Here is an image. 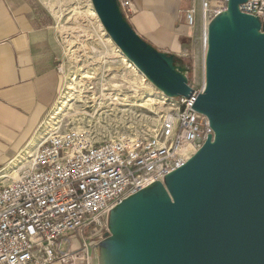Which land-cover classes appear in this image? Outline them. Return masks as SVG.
<instances>
[{
    "label": "water",
    "instance_id": "water-1",
    "mask_svg": "<svg viewBox=\"0 0 264 264\" xmlns=\"http://www.w3.org/2000/svg\"><path fill=\"white\" fill-rule=\"evenodd\" d=\"M230 0L209 25L194 110L214 132L179 170L109 213L94 264H264V23ZM115 45L169 99L194 95L173 55L148 44L118 0H92ZM95 255L97 258L95 259Z\"/></svg>",
    "mask_w": 264,
    "mask_h": 264
},
{
    "label": "built area",
    "instance_id": "built-area-1",
    "mask_svg": "<svg viewBox=\"0 0 264 264\" xmlns=\"http://www.w3.org/2000/svg\"><path fill=\"white\" fill-rule=\"evenodd\" d=\"M190 1L191 6L182 13L189 29L201 31L203 86H191L195 90L191 98L169 99L137 73L158 98L159 104L148 102L145 109L153 112L151 109L157 107L156 117L142 114L145 110L128 113L124 109L121 113H126L125 119L129 117L133 126L99 142H93L81 129L48 128L28 158L31 166L21 163L15 169L19 172L16 179L0 176V182L8 181L0 186V264L76 262L78 255L70 252L73 233H98L111 210L153 184L164 183L213 136L209 119L193 107L205 88L209 25L227 11L230 0ZM118 2L129 18L134 11L133 0ZM240 10L264 23V0H248ZM88 87L92 103L99 107L122 109L129 103L125 102L128 97H123V85L112 90L114 94L105 86L98 91L97 82ZM145 95L133 98L131 94L130 100L140 104ZM82 243L84 259L90 264V246L87 240Z\"/></svg>",
    "mask_w": 264,
    "mask_h": 264
},
{
    "label": "crops",
    "instance_id": "crops-1",
    "mask_svg": "<svg viewBox=\"0 0 264 264\" xmlns=\"http://www.w3.org/2000/svg\"><path fill=\"white\" fill-rule=\"evenodd\" d=\"M133 3L131 18L124 17L144 40L176 59L187 55L192 30L182 10L191 6L190 0ZM55 25L40 0H0V172L35 139L59 101L63 72Z\"/></svg>",
    "mask_w": 264,
    "mask_h": 264
},
{
    "label": "rangeland",
    "instance_id": "rangeland-1",
    "mask_svg": "<svg viewBox=\"0 0 264 264\" xmlns=\"http://www.w3.org/2000/svg\"><path fill=\"white\" fill-rule=\"evenodd\" d=\"M40 1L56 19L55 31L59 39L62 56L61 66L63 67V91L69 75L74 73L78 75L83 74L84 72L79 69L80 67L84 66V68H86L84 69L85 72L95 74V76L93 75L95 78L89 82L88 85H85L86 87L89 85L93 86L95 82H97L98 91H100L102 86H105L104 88H108V91L111 92L109 94H114L112 90L115 89V91H117L119 88L118 86L123 85V97H128V101L135 102L134 100H130V95L132 94L130 91L132 90L133 86L134 88L136 86L135 84L126 83L123 80V77L126 75L129 76L130 80H134V78L138 79V76H133L130 73V70H127L126 67L122 65L119 55L115 53L117 46L115 43L112 44L107 41V39L110 37L108 36L105 28L100 26L97 19H95L94 16L89 17L84 13H81L90 7L91 0ZM74 9L77 10L74 11ZM59 15L64 16L59 18ZM129 18H131V15H129ZM165 23L168 22L166 21ZM145 41L148 43L147 40ZM74 46L79 48V52L73 55L71 51L73 50L72 47ZM185 47L187 55L184 57H179V59H177V63L187 71L189 68H191V71L186 72L185 74L188 78L189 84L196 87L197 89L201 88L203 86L204 77L201 69L204 52L203 42L201 40V31L199 28L191 31V37L186 42ZM178 60H181L182 62ZM194 64L196 65L195 71H193ZM112 86L116 87L113 88ZM148 86L150 87V85ZM85 95L87 96V99H85V101H78L75 107H73L69 112H67V115L63 117L60 125L56 126H60L61 129H64L68 126L70 128L72 127L84 130L93 142H99L111 137L120 130L127 129L128 127L131 128L133 126V124L129 123V117L127 120L125 119L126 113H123L124 115L121 113L124 111V109H126V111L129 113L136 110L144 111L147 108L145 107L144 109L136 106L131 108L123 107L122 109L119 107L113 109L102 108L92 103L93 97L89 91ZM113 96L115 97L117 94L115 93ZM135 97L136 96H134V98ZM52 111L49 113L46 120L49 118ZM156 113H158L157 107L154 108L153 112L150 110H145L142 114L156 117ZM120 118H122V120ZM151 125H154V123H151ZM16 168L17 166L11 170L7 168L0 174V176L6 174L10 180L16 179L19 176V172L15 170ZM7 182L8 181L6 180L0 182V186H2L3 183L7 184ZM109 231V219H107L104 227L99 230L98 233H91L90 231L85 232L83 235H77V233H73L71 235L73 247L72 250L75 251L76 257L78 255L76 262L81 261L82 263L87 264V260L84 259L85 253H83L84 251L82 250V242L84 240H87V243L90 246V258H92L94 261L93 248H95L100 242L104 240L106 234ZM96 258L97 256L95 255V259Z\"/></svg>",
    "mask_w": 264,
    "mask_h": 264
},
{
    "label": "bare ground",
    "instance_id": "bare-ground-1",
    "mask_svg": "<svg viewBox=\"0 0 264 264\" xmlns=\"http://www.w3.org/2000/svg\"><path fill=\"white\" fill-rule=\"evenodd\" d=\"M76 10L77 9H74V11H76ZM81 13H84L85 15H87L89 17L94 16L95 19H97V21L99 22L100 26L103 27V25H102V23L98 17V14L96 13L92 3L90 4V7L87 10H85L84 12H81ZM63 16L59 15L58 17L62 18ZM107 41L109 43L114 44L113 40L110 38H108ZM116 48H117V50H115V53L119 55L120 62L122 63V65L125 66L127 70H130V73L133 76H137L136 74L139 73L141 76L145 77V75L139 70V68L132 61H130L127 58V56H125L118 47H116ZM72 49L73 50L71 51V53L73 55L77 54L79 52V48H76V46L72 47ZM84 69H86V68H84V66L80 67V69H79V70L84 72L83 74L78 75V74L74 73V74L69 75L66 86H65L64 91H63V94H62L58 104L53 109L52 113L50 114L49 118L45 121L44 125L41 126L37 136L30 143L28 148L22 154H20L15 160H13L10 163V165L7 167L9 170L14 168L15 166L18 167L21 163L24 164V166H26V167L31 166V161H29L28 158L31 154H33V150H35V151L37 150V147L39 146V144H40L41 140L43 139L45 133L47 132L48 128H50V127L54 128L56 125H60L63 117L65 115H67V112H69L73 107H75V105L77 104L78 101H85V99H87V96L85 94L88 93L89 88L86 87L85 85H88L89 82H91L95 78L94 77L95 74L85 72ZM139 78L138 79L134 78V80L133 79L130 80L129 76L124 75L123 80L126 83L135 84V86H136L135 88L133 86L132 90L130 91V92H132V94H134V96L137 97L141 94H144V93L146 94L145 96L142 97L140 104H138L137 101L132 102V101H128V99H127L125 102H129V103L125 104L124 107L131 108V107L136 106V107H140V108L145 109V107L148 106L147 105L148 102L159 104L158 98H156V94L153 92V90L146 83H143L142 80H139ZM83 87H84V89H83ZM112 87L115 88L116 86H112ZM142 91H144V92L140 94V92H142ZM147 97H148V100H145ZM14 173H16V172H14Z\"/></svg>",
    "mask_w": 264,
    "mask_h": 264
},
{
    "label": "trees",
    "instance_id": "trees-1",
    "mask_svg": "<svg viewBox=\"0 0 264 264\" xmlns=\"http://www.w3.org/2000/svg\"><path fill=\"white\" fill-rule=\"evenodd\" d=\"M188 71H191V68H189V70Z\"/></svg>",
    "mask_w": 264,
    "mask_h": 264
}]
</instances>
